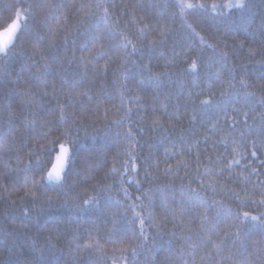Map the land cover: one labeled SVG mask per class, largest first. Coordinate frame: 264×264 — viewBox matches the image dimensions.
Masks as SVG:
<instances>
[{
    "label": "snow or ice",
    "instance_id": "snow-or-ice-1",
    "mask_svg": "<svg viewBox=\"0 0 264 264\" xmlns=\"http://www.w3.org/2000/svg\"><path fill=\"white\" fill-rule=\"evenodd\" d=\"M256 9L7 0L0 264H141L146 252L155 264L154 250L160 264H264V0L258 22ZM177 113L216 135L199 133L193 154Z\"/></svg>",
    "mask_w": 264,
    "mask_h": 264
},
{
    "label": "trees",
    "instance_id": "trees-1",
    "mask_svg": "<svg viewBox=\"0 0 264 264\" xmlns=\"http://www.w3.org/2000/svg\"><path fill=\"white\" fill-rule=\"evenodd\" d=\"M5 2H7V0H0V8H2V6H3V4H4ZM126 2H127V0H126ZM203 2H206V3H208V4H211V3H213V2H216V3H227L228 0H203ZM254 3L257 5L256 13H257V22H258V19H259V5H260V3H261V0H254ZM0 31H2V28H0ZM256 59L259 60L260 57L257 56ZM257 67H259V65H257ZM6 103H7V101L4 99V90H3V88H0V112L3 111V107H4V105H5ZM13 106H15V103H14ZM177 115H179V116L181 117V120H182V127H183V129H184V131H185V139L191 141L189 147L192 148V152H193V154H194L195 151H196V147H195V145H196V141H197L198 139L202 141V139H203V136H202V135H199V133H205V134H208V135H216V133L212 130V125H211V124H208V125H207V130H205L204 128L201 127V125H200L199 123H196L195 125L190 124V123L188 122L189 119H190V117H189L188 115H183V114H181V113H177ZM251 123H252V120L250 119V120H249V124H251ZM190 131L193 132L194 134H193V135H189V132H190ZM84 135H85V134H84L83 132H81V136L83 137ZM102 137H103V133L100 134V136H99L98 139H97V142H95V146H96L97 148H100V147H102V146L105 144V142H104V140H103ZM86 142H87L88 144H90V145L94 143V142L92 141V139H91V131H89V136H88ZM201 146H202V145H201ZM115 150H116V149H115V146H113V152H114ZM162 151H163V149H161V152H162ZM219 151H220V152H223V148H220ZM56 154H58V153H56ZM202 159H203V157H202ZM138 163H139V162H138ZM203 170H204V169H203V167H202V168H201V171H203ZM101 175H102V173H101ZM181 176H183V172H181ZM0 183H7V181L3 180L2 176H0ZM168 183H169V181H168L167 179L163 178V177H161V178L158 180V184H160V185H162V186H165V185H167ZM176 183H177V186H178L179 183H180V181L177 180ZM184 183H187V181H184ZM192 187L195 188V187H196V184L193 183V184H192ZM229 203H231V201H229ZM18 215H19V214L17 213V216H18ZM157 223H159V220L157 221ZM88 227H89L88 224H83V225H82V228H84V229H87ZM167 227H168L169 230L172 229V225H171L170 223L168 224ZM176 232H177V234L179 235V229H176ZM149 234H150V235H153V236L156 235V233H155L154 231H152L151 229H149ZM257 238H258V237H257ZM167 239H173V238L170 237V236H165V240H167ZM3 242H4L3 236L0 235V245H2ZM86 242H87V241H85V243H86ZM173 246H174L175 248H179V247H180V242H179V240L174 239ZM109 254H110V253H109ZM65 259H68V257L65 256ZM163 259H164L163 255H162V254H161V255H156V254H155V250H154L153 260H154L155 264H160V262L163 261ZM233 259H234V260H238V259H240V257L237 256V257H234ZM140 261H141V264H146V262L148 261V253H147V252H146L143 256L140 257Z\"/></svg>",
    "mask_w": 264,
    "mask_h": 264
}]
</instances>
